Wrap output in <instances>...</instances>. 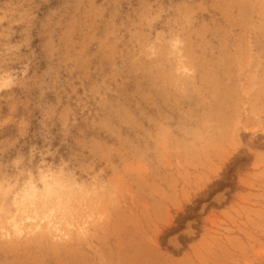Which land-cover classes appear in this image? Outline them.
<instances>
[{"label":"rangeland","instance_id":"obj_1","mask_svg":"<svg viewBox=\"0 0 264 264\" xmlns=\"http://www.w3.org/2000/svg\"><path fill=\"white\" fill-rule=\"evenodd\" d=\"M8 79L0 178L91 219L0 264H264V0H0Z\"/></svg>","mask_w":264,"mask_h":264},{"label":"clouds","instance_id":"obj_2","mask_svg":"<svg viewBox=\"0 0 264 264\" xmlns=\"http://www.w3.org/2000/svg\"><path fill=\"white\" fill-rule=\"evenodd\" d=\"M182 46L179 37L172 41V49L178 52ZM27 72V66L23 73ZM12 86L10 79L0 83V91ZM34 157L27 161L28 166L8 180L0 178V239L20 241L41 232L63 234L65 230L85 232L90 227V217L80 223L68 218L63 210V202L55 200L53 205L44 203L58 189L64 188L63 169L45 166L41 159L35 170L31 167ZM23 159H14L13 167L24 164ZM67 167V161L64 163ZM79 182L77 181V184Z\"/></svg>","mask_w":264,"mask_h":264}]
</instances>
